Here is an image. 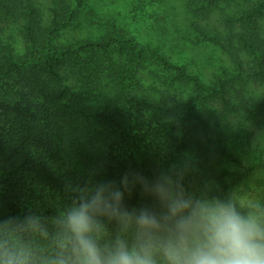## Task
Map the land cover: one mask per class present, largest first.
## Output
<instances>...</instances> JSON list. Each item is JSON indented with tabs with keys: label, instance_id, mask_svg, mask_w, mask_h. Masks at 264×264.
Masks as SVG:
<instances>
[{
	"label": "trees",
	"instance_id": "1",
	"mask_svg": "<svg viewBox=\"0 0 264 264\" xmlns=\"http://www.w3.org/2000/svg\"><path fill=\"white\" fill-rule=\"evenodd\" d=\"M18 1L0 0V264L13 252L26 255L28 264H57L66 255L61 222L78 202L77 186L90 180L119 181L130 171L152 178L195 152L196 170L206 180L215 181L224 192L234 187L233 173L221 168L208 148L213 133L199 109L206 100L203 93L183 100L154 85L147 88L142 81V71L156 64L172 73L175 82L202 89L187 66L124 34L63 46L55 34L69 7L55 9L46 26L37 6L21 1L27 51L19 54L1 34L6 18H17ZM84 1L75 0V6ZM262 8L239 20L254 21L264 15ZM8 26L13 27L11 21ZM202 34L237 55L235 38ZM236 39L253 55L264 53L259 39L250 43L241 34ZM226 82L221 78V92L210 95L220 94L228 107ZM251 113L263 116L264 101ZM232 138L253 159L252 169L264 166V155L253 148L250 132ZM219 152L236 159L224 147ZM126 203L138 208L152 201L137 188ZM100 220L97 240L102 248L117 239H134V228L126 230L117 219Z\"/></svg>",
	"mask_w": 264,
	"mask_h": 264
},
{
	"label": "rangeland",
	"instance_id": "2",
	"mask_svg": "<svg viewBox=\"0 0 264 264\" xmlns=\"http://www.w3.org/2000/svg\"><path fill=\"white\" fill-rule=\"evenodd\" d=\"M20 1L35 4L46 26H50L55 9L69 7L55 34V41L63 46L124 34L143 46L160 49L171 62L187 66L199 78L202 89L192 83L175 82L172 73L156 64L142 71V81L147 88L154 85L183 100L195 99L202 92L206 100L199 109L213 133L208 148L220 167L232 172L236 180L229 191L241 193L248 204L264 202V166L252 169L253 159L232 138L250 132L253 148L264 155V115L251 113L264 101V77L260 75L264 53L253 55L236 39L241 34L250 43L256 38L264 42V15L254 21L239 20L261 5L264 13V0H85L78 8L75 0H19L18 5ZM20 8L14 14L17 18L7 17L9 22L1 24V34L4 40H11L19 54H24L27 44ZM10 21L13 27L8 26ZM203 32L222 40L235 38L237 55L204 40ZM221 78L228 82L224 86L228 107L220 94L210 95L221 92ZM223 147L236 159L224 158L219 152ZM195 156L191 152L190 158ZM205 181L198 170L188 177L193 186Z\"/></svg>",
	"mask_w": 264,
	"mask_h": 264
},
{
	"label": "clouds",
	"instance_id": "3",
	"mask_svg": "<svg viewBox=\"0 0 264 264\" xmlns=\"http://www.w3.org/2000/svg\"><path fill=\"white\" fill-rule=\"evenodd\" d=\"M195 170L186 156L152 178L130 171L119 181L78 185V202L61 222L66 255L57 264H264V202L248 204L213 180L193 186L188 177ZM137 188L152 203L129 208L126 197ZM101 217L134 228L132 242L102 248ZM3 264L28 258L13 252Z\"/></svg>",
	"mask_w": 264,
	"mask_h": 264
}]
</instances>
